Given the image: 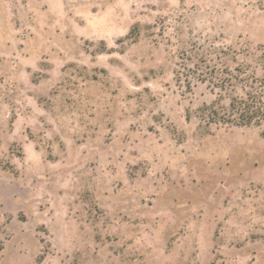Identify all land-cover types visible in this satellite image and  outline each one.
Segmentation results:
<instances>
[{"label":"rangeland","instance_id":"rangeland-1","mask_svg":"<svg viewBox=\"0 0 264 264\" xmlns=\"http://www.w3.org/2000/svg\"><path fill=\"white\" fill-rule=\"evenodd\" d=\"M264 54V0H0V264H264V137L207 79Z\"/></svg>","mask_w":264,"mask_h":264},{"label":"trees","instance_id":"trees-1","mask_svg":"<svg viewBox=\"0 0 264 264\" xmlns=\"http://www.w3.org/2000/svg\"><path fill=\"white\" fill-rule=\"evenodd\" d=\"M221 59V68L213 66L207 74L220 92L206 115L215 122L257 126L264 137V54L256 58L259 69L249 62L230 66L229 59Z\"/></svg>","mask_w":264,"mask_h":264}]
</instances>
